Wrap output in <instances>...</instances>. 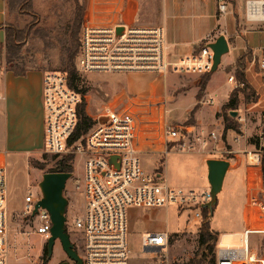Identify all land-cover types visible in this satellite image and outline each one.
Here are the masks:
<instances>
[{
  "label": "built area",
  "instance_id": "2783aa9c",
  "mask_svg": "<svg viewBox=\"0 0 264 264\" xmlns=\"http://www.w3.org/2000/svg\"><path fill=\"white\" fill-rule=\"evenodd\" d=\"M126 1H88L76 62L80 74L134 72L166 77L172 72H211L214 64L211 44L225 35L223 31L216 28L192 54L172 61L162 27L137 26L122 19ZM231 5L232 0H217L218 20L231 13ZM246 18L250 22L264 23V2L247 1ZM253 57V64L257 63L264 73V49L258 54L253 52ZM228 81L234 89L241 87L234 76ZM169 96L132 100L117 110L107 108L86 133L77 137L80 108L86 102V95L71 86L66 72H44V153L59 160L71 159L69 165L77 158L82 160V175L77 176L73 171L69 181L74 189L83 190L85 195V211L75 221L76 230L82 233L81 241L75 246L80 247L78 253L83 264H130L128 208L176 206L182 213L191 214L195 221H202L204 205L211 201L209 189L200 193L171 188L161 173L146 171L142 163V156L149 146L163 144L165 154L169 149L189 152L194 148L192 140L184 134L183 126L169 120ZM214 102L213 98L206 101L209 105ZM103 118L105 120L100 121ZM219 138L218 132L207 131L206 135H197L195 140L204 148ZM172 143L175 145L170 146ZM263 149L262 133L258 148L247 155L249 165L258 168L260 174L258 181L248 188L249 214L242 245L217 247L216 264H264V255L259 254L258 247H252L250 239L251 235L264 236ZM226 153L232 154V151ZM5 160V155L0 156V264H8L11 249ZM41 199V191H27L23 214L34 223V233L48 241L52 228L50 214L41 207L35 213ZM169 241V233L154 232L142 238V246L146 251L160 249L153 253L164 252Z\"/></svg>",
  "mask_w": 264,
  "mask_h": 264
},
{
  "label": "rangeland",
  "instance_id": "374dc122",
  "mask_svg": "<svg viewBox=\"0 0 264 264\" xmlns=\"http://www.w3.org/2000/svg\"><path fill=\"white\" fill-rule=\"evenodd\" d=\"M139 2L141 11L135 24L139 26H162L163 22L158 10L162 0H139ZM88 6L87 0L75 42L70 37L76 12L74 0H36L32 7L14 6L13 9H10L11 26L18 29H31L17 60L24 64L28 70L65 72L66 64L63 62V58L66 57V48L69 45L75 47L78 44ZM235 14L239 16V26ZM189 20H191L190 17ZM227 23L228 29L241 32L242 38L255 53L258 54L261 49H264V23L246 21L245 0L237 1L235 12L233 11L228 16ZM213 24L214 21L211 20L209 28ZM218 28L219 31L224 32L225 35L223 36L232 44V36L227 27L219 26ZM4 59V53H0V62L3 63ZM253 62L254 57L252 55L246 62V71H249L246 72V78L251 89L239 93V106L236 110L227 111V116L236 123L240 132L229 131L227 136H223V132L220 133L221 126L223 129L225 127L223 116L219 117V113H216L217 110L222 109L224 102L229 98L231 88L232 91L234 90L233 85L227 86V74H232L235 78L237 61L234 65L226 68L227 73L220 69L211 76L208 89L213 92L215 99L213 105L206 103L211 97L206 96L205 90L201 101L197 99L196 87L200 91L207 74H176L172 72L164 77L152 73L80 74L78 72L80 76L78 85L79 89L87 88L86 111L93 121L104 114L107 108L117 110L132 100L147 99L148 96L160 98L170 95L168 97L169 120L175 122L176 125L183 126L184 134L192 140L194 148L189 152L169 149V153L165 154L163 144H161L164 147L162 151L158 149L161 147L160 144L149 146L146 148L147 154L142 156V163L150 173L155 171L159 173L163 169V178L171 188H183L186 191L195 190L201 193L204 190H210V185L207 163L201 164L203 154L199 155L198 153L203 152L208 158L222 156L227 158L231 154L226 153L227 150H230L226 144V139L233 141V143L239 140V144L243 143V145L246 141V155L249 152H254V149L258 148L260 144L264 126V74L260 73L257 63L253 64ZM150 86L155 92L144 95L143 90ZM241 88H243L242 85ZM233 112H237V116H233ZM207 131H216L220 133L222 138L218 142H210L211 144H207L203 148L195 140V137L201 133L206 135ZM1 133L0 128V152L5 148ZM234 138H237V141ZM174 145L173 143L170 144V146ZM250 159L253 162L252 157ZM58 161V158L54 159L53 156L45 154L42 149L36 156H19L11 153L6 157L7 211L12 248L9 254V264H43L45 262L47 239L34 233V223L25 218L23 209L27 191L30 189L41 191L39 185L43 175L45 173H57ZM35 162L40 163L38 168L34 166ZM71 162L72 172L74 171L75 175L81 176L83 171L81 158H77L75 163L73 160ZM244 167L245 163L242 165L241 173ZM249 168H251L249 172L251 181L248 188L258 181L260 174L258 168ZM64 196L69 201L66 213V229L72 243L74 245L79 244L82 233L80 230H76L75 221L82 217L85 211V195L83 190L74 189L71 181H68ZM243 198L245 197L242 194L241 200ZM218 201L211 219V228L219 231V241L215 247V254L217 247H240L244 231L243 206L233 208L225 191L218 196ZM181 212L176 206L128 208V243L132 254L130 264H182L194 257L199 249V232L203 218L202 221L198 222L191 214ZM154 232L170 234L166 251L153 253L143 248L142 238L146 234ZM250 239L252 247H258L259 254L264 255V236L251 235ZM75 250L79 252L80 247L75 246ZM47 264L74 263L64 252L60 242L57 241L53 255Z\"/></svg>",
  "mask_w": 264,
  "mask_h": 264
},
{
  "label": "crops",
  "instance_id": "0c3cea01",
  "mask_svg": "<svg viewBox=\"0 0 264 264\" xmlns=\"http://www.w3.org/2000/svg\"><path fill=\"white\" fill-rule=\"evenodd\" d=\"M237 1L238 0H234V2H232L231 13H229L227 17L225 16L226 18L218 20L217 0H162L161 7H159L158 10L163 24L162 26H157L164 29L166 47L170 54L169 58L172 61L183 59L198 49L204 38L211 31H214L219 26L222 28L226 26L228 29V16H230L233 11L235 12ZM247 1L250 0H245V5ZM254 1L264 2V0ZM33 2L35 3L36 0H33ZM140 11L141 4L139 0H127L121 17L125 22L136 25L135 21L139 18ZM235 15L237 18V25L239 26V16L237 14ZM189 17L191 20H189ZM211 20L214 21V24L209 28ZM246 21L250 22L247 18ZM8 23H11V15L8 11L6 0H0V24L5 27ZM143 27L156 26L143 25ZM228 31L232 36V44L228 41L230 51L227 55L223 56L221 65L217 70L219 71L221 69L225 73H227L226 68L234 65L238 58L245 55L248 50H251L252 53L254 52L248 47L247 42L242 38L241 32L238 33L237 31L230 29H228ZM4 42L5 30L1 29L0 48ZM246 72L248 73L249 71L247 70ZM215 73H212L211 76ZM43 74L44 72L42 71L28 70L25 76H16L12 71L7 69L5 59L3 63L0 62V102H2V105L0 106V128L2 139L5 144V148L0 152V156L5 155L7 157L11 153L19 156H36L38 152H41V149L42 152H44L45 114L42 99ZM227 75V86L231 87L232 83H230L228 79L233 75ZM209 82L205 89L206 96L214 99L213 92H210L208 89ZM150 89L151 86L148 87V89L143 90L145 93L144 95H150L155 92L154 89H151V91ZM196 90L198 94L199 91L197 87ZM231 91L232 88L229 91V97ZM149 98L151 99L152 97L148 96L147 99ZM228 100L229 98L224 102V105L227 104ZM221 110L222 109L217 110L216 114L220 113ZM222 132L223 127L221 126L220 133ZM220 138H222V136H220ZM234 140L237 141L236 138H234ZM226 141V144L230 147L229 151H232L231 156L227 158L223 156L219 158H208L203 152L198 154H203L201 164H206L210 159L227 160L230 162L222 192L225 191L227 197L229 196L230 204L233 208L239 207L240 205L243 206L242 216L244 217L245 229L247 227V218L249 214V208L247 205L248 185L251 181L249 179V172L251 170L249 167L251 166L249 165V157L245 154L247 145L246 141L244 142V145L243 143L239 144V140L236 143L227 139ZM163 148L164 147L161 145L158 149L162 151ZM147 151H145V153ZM243 163H245V167L241 173L240 171ZM159 173L164 175L163 169ZM238 173L240 175H237ZM242 194L245 197L242 199L243 201L241 200ZM213 230L219 233L218 230Z\"/></svg>",
  "mask_w": 264,
  "mask_h": 264
},
{
  "label": "trees",
  "instance_id": "16d2710c",
  "mask_svg": "<svg viewBox=\"0 0 264 264\" xmlns=\"http://www.w3.org/2000/svg\"><path fill=\"white\" fill-rule=\"evenodd\" d=\"M74 2L76 4L75 21L71 30L70 37L72 41L75 42L78 28H80L81 26L86 0H74ZM232 2H234V0H232ZM6 4L8 11L10 12V9H13L14 6L32 7L33 0H6ZM1 29L5 30V42L0 48V53H4L7 69L9 71H12L16 76H25L28 72V69L26 68V66H24V64L17 60V56L20 53L22 46H24L26 38L30 35L31 29H18L14 26H11L10 23H8L5 27L0 24V30ZM79 48L80 38L78 44L75 45V47H73V45H69L66 48V57L63 58V62L66 64L65 72L68 74L71 86L78 89L82 94L86 95L87 88L79 89L78 85L80 82V76L76 67V59L79 53ZM252 55V51L248 50L245 55L238 58L237 60L235 78L236 81L243 86V88L239 87L232 91L227 104L222 107L221 113L218 114L219 117L223 116L225 123V127L223 129V136H227V133L229 131H234L238 133L240 132L236 123L231 121V119L227 116V111L236 110L239 106V93H244L247 89H251L249 82L246 78V62L250 57H252ZM260 73L264 74L261 70ZM211 75V73L207 74V76L205 75L206 78L203 80V83L200 87V91L197 94L198 101H201L203 91L205 90L211 78ZM80 118V125L76 134L77 137H79L83 133H86L94 124L93 119L87 114L86 102L81 105ZM54 159H56V157H54ZM69 160L71 159H60L57 162L58 170L56 172L71 173L72 168L71 165L68 164ZM39 165L40 163L38 162L34 163V166L37 168ZM262 168L264 170V151L262 154ZM212 217L210 216V213L207 209L203 211V221L199 232V249L196 251L193 258H191L188 262L182 264H216L215 247L219 241V233L211 228ZM48 261L49 259L47 255L43 264H47Z\"/></svg>",
  "mask_w": 264,
  "mask_h": 264
},
{
  "label": "water",
  "instance_id": "95a60500",
  "mask_svg": "<svg viewBox=\"0 0 264 264\" xmlns=\"http://www.w3.org/2000/svg\"><path fill=\"white\" fill-rule=\"evenodd\" d=\"M211 48L214 52V64L210 72L212 74L218 70L223 56L227 55L230 51L228 39L222 35L215 43L211 44ZM237 114V112H233V116H237ZM104 120L103 118L100 121ZM229 166L230 162L227 160L210 159L207 161L211 201L204 205V208L209 211L211 217L214 215V208L218 205V195L222 192ZM71 177L72 173L68 172L45 173L39 185L42 199L36 205L35 213L41 207L46 209L50 214L52 228L50 231L51 237L48 239L46 246L48 259L52 257L56 242L59 241L64 252L74 264H83L66 229V213L69 201L64 196V191ZM159 250L158 248L147 251L153 252Z\"/></svg>",
  "mask_w": 264,
  "mask_h": 264
}]
</instances>
